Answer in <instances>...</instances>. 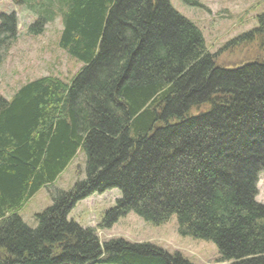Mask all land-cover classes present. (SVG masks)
<instances>
[{"label": "trees", "instance_id": "trees-1", "mask_svg": "<svg viewBox=\"0 0 264 264\" xmlns=\"http://www.w3.org/2000/svg\"><path fill=\"white\" fill-rule=\"evenodd\" d=\"M41 1L50 18L62 15L59 46L83 66L71 82L49 74L0 96V264H193L151 243L101 242L69 218L77 202L115 188L100 228L129 212L154 225L176 215L181 235L217 246L215 264H264V58L218 63L264 36V12L211 52L170 0ZM17 35L16 13L2 14L0 48ZM80 150L86 177L52 192L28 226L20 211Z\"/></svg>", "mask_w": 264, "mask_h": 264}, {"label": "rangeland", "instance_id": "rangeland-1", "mask_svg": "<svg viewBox=\"0 0 264 264\" xmlns=\"http://www.w3.org/2000/svg\"><path fill=\"white\" fill-rule=\"evenodd\" d=\"M170 3L202 30L211 52L220 51L227 42L256 27L257 16L264 12V0H170ZM44 8L41 0H0V23L2 14L16 13L18 18L16 41L8 49L5 44L0 48V96L11 99L22 85L49 74L71 82L83 66L59 46L64 28L62 15L56 12L50 18L51 13H46ZM43 16H46L43 32L32 33L31 24ZM259 58H264L263 35L223 50L218 63L236 66ZM86 167L87 154L80 150L52 189L42 188L20 211L25 223L37 228V214L53 203L51 193L72 188L78 179L86 177ZM121 195L116 188L95 193L77 202L69 218L83 227L95 228L101 242L122 238L133 243H151L171 254L180 253L193 264H215L219 257L217 246L211 241L181 235L176 215L165 223L154 225L135 212H129L112 227L100 228L105 212ZM256 199L264 203V172L260 175Z\"/></svg>", "mask_w": 264, "mask_h": 264}]
</instances>
